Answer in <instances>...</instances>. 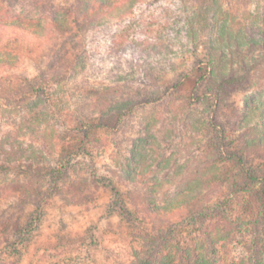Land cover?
<instances>
[{
    "label": "trees",
    "instance_id": "obj_1",
    "mask_svg": "<svg viewBox=\"0 0 264 264\" xmlns=\"http://www.w3.org/2000/svg\"><path fill=\"white\" fill-rule=\"evenodd\" d=\"M21 1L26 0H0V70L17 68L20 54L33 52L17 37H7L10 33L32 40L56 31L68 37L47 65L55 72L50 79L0 75V175L15 172L24 178L18 186L0 182V202L20 195L41 208L46 197L62 194L60 184L76 167L71 163L76 156L69 155L52 164L58 150L93 156L98 133L120 132L141 111L144 136L125 163L113 159L129 178L120 182L136 186L137 177L144 176L138 167L152 172L149 156L164 149L161 143H171L162 123L191 118L187 132L191 128L195 134L188 139L202 148L199 160L205 165L167 210L149 209L155 187L142 199L147 216L156 217L158 225L140 234L128 264H264V133L258 134L253 117L232 122L239 118L235 98L248 88L255 70L248 59L264 52V0H153L158 6L145 16L137 12L150 0H62L64 5L42 0L35 14L18 11ZM48 11L52 16L46 23ZM113 20L118 23L107 51L88 54L85 34L107 30ZM181 42L189 44L185 54L174 47ZM67 70L85 75L89 84L76 94L74 113L68 97L56 89ZM189 82L190 90L185 89ZM200 105L205 109L193 116ZM99 179L110 181L117 196L111 212L119 210L144 227L146 219L140 220L138 209L125 208L114 181ZM45 185H50L47 192ZM172 212L177 220L162 221ZM10 228L20 229L3 225L4 241ZM32 228L21 231L22 238Z\"/></svg>",
    "mask_w": 264,
    "mask_h": 264
},
{
    "label": "rangeland",
    "instance_id": "obj_2",
    "mask_svg": "<svg viewBox=\"0 0 264 264\" xmlns=\"http://www.w3.org/2000/svg\"><path fill=\"white\" fill-rule=\"evenodd\" d=\"M40 1L42 0L21 1L18 11L35 14L36 3ZM53 1L58 5L65 4L62 0ZM150 1L149 5L146 4L140 8L137 12L138 16H145L156 9L158 3ZM44 13L46 12L41 11L40 15H44ZM46 15L48 18H44L42 21L47 23L52 14L48 11ZM117 23V20H113L107 30L95 28L85 34V48L88 54L107 51L108 38L116 29L115 24ZM7 37H17L20 45L28 44L33 52L21 53L17 68L13 70L1 69L0 75L34 80L43 75L42 78L50 79L55 74V72L48 71L47 65L56 49L68 35L56 31L51 32L50 36L43 40H32L14 32ZM188 46L187 42H181L175 44L174 47L178 52L185 54ZM187 57L189 59L190 54H187ZM248 60L249 63H256L255 70L250 76L248 88L235 98L239 118L232 119V122L253 117L252 125L257 129L259 135H263L264 52ZM78 62L74 63L75 67L79 65ZM110 66L111 63L107 65V67ZM84 76L67 70L65 76L59 78L62 80V84L57 87L56 83L58 95L68 97L70 101L68 109L71 113L78 109L76 94L89 87ZM137 86L143 87L140 83H137ZM191 87L192 84L189 82L185 89L190 90ZM158 108L159 112L163 113V110ZM203 109H205L204 106L200 105L193 116H200ZM140 112L136 111L134 116H130L120 132L101 131L98 133L97 137L100 138V143L92 146L90 152L93 156L76 155L71 149L58 150L56 155L50 159L52 164H55L59 158L61 160L65 157L64 160H67L71 159V156H76L72 158L71 162L72 166L76 167L70 171V177L60 184L62 194L46 197L43 200L44 206L41 208H38V202L35 199L27 200L28 202L25 203L20 195L5 198L0 202V231H2L3 225L8 222L10 227L13 225L20 227L19 230L10 228L7 241H4L3 236L0 237V264L129 263L131 254L138 247L140 234H144L147 229L151 230L153 224L158 225L156 217L147 216L142 199L151 195L149 191L155 187L157 192L154 194L155 197L151 198L153 204L148 205L149 209L153 207L167 210L170 204L176 201L177 195L185 191V187L189 183H194L193 177L205 165L199 160L202 148L198 149L196 142L188 139L189 134L191 136L195 134L191 128L187 132L189 129L186 124L191 118L183 123L169 120L166 121V124L162 123L160 128H163L171 143L168 144L169 146L161 143V147L164 149L158 150L156 155L149 156L152 172L138 167V171L144 176L137 177L136 186H126L127 184L120 182L129 180V178L126 172L121 171L115 165L113 159L118 158L120 163H125L132 156L131 151L135 143L144 136L140 125ZM162 113H157V115L162 116ZM154 114L156 115L155 111ZM5 127L10 128L9 125H5ZM63 131L67 130L64 128ZM183 141H187L188 145H184ZM18 168L15 167V169ZM99 177H108L114 181L117 188L122 191L120 199L125 208L138 209L140 220L146 219L147 224H144V227L130 223L127 218L121 216L119 210L111 212L117 196L112 190V186L109 185L110 181L109 183L100 179L98 181ZM23 179L15 172L0 175V182L3 186H18L23 183ZM49 188L50 185H45L42 190L47 192ZM215 193L211 194L212 197L217 195ZM177 219V214L172 212L162 221L172 222ZM30 224L33 226L32 231L22 238L21 231H25ZM189 230H184V236H187ZM11 244H15V246L10 247Z\"/></svg>",
    "mask_w": 264,
    "mask_h": 264
}]
</instances>
